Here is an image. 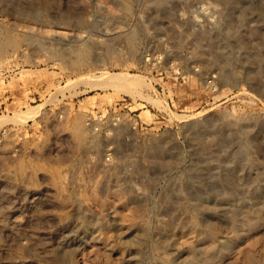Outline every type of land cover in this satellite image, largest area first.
<instances>
[{
  "label": "rangeland",
  "instance_id": "rangeland-1",
  "mask_svg": "<svg viewBox=\"0 0 264 264\" xmlns=\"http://www.w3.org/2000/svg\"><path fill=\"white\" fill-rule=\"evenodd\" d=\"M3 162L0 264H264V0H0Z\"/></svg>",
  "mask_w": 264,
  "mask_h": 264
},
{
  "label": "bare ground",
  "instance_id": "bare-ground-1",
  "mask_svg": "<svg viewBox=\"0 0 264 264\" xmlns=\"http://www.w3.org/2000/svg\"><path fill=\"white\" fill-rule=\"evenodd\" d=\"M130 35H132V34H130ZM133 36L134 35H132V38H133ZM131 37V36H130ZM130 37H129V39L128 40H130ZM135 38V37H134ZM132 42H133V40H131ZM131 42V43H132ZM105 80H104V82H102L101 81V83H105L106 85H108V86H112V87H116L117 85H119V84H122V82H123V79L122 78H117V77H111L110 78V76H109V78L107 77V78H104ZM127 90H128V88H126ZM131 89V88H130ZM133 90V89H132ZM135 93H140L139 91H137V90H133ZM131 93H133L132 91H131ZM140 95H141V93H140ZM34 108H32V109H29L28 110V112L26 113L27 115H28V117H26V118H33V117H35V114H36V112H34V110H33ZM141 115H143V114H141ZM144 116V115H143ZM142 116V117H143ZM76 129V128H75ZM79 131V130H78ZM77 131H75V133H76ZM85 132H87L88 133V131L86 130ZM87 133H86V135H87ZM9 156L11 157V158H13L12 160H15V152L14 151H12L10 154H9ZM11 163V165H12V163L13 162H10ZM1 165H0V168H4L3 170H5V169H7V168H9V169H11L12 168V166H9V163L8 164H5L4 162L3 163H0ZM204 242H205V240H199V242H198V250L199 251H201L202 250V248H203V245H204ZM183 252H180V253H177V256H178V258H180L181 256H183Z\"/></svg>",
  "mask_w": 264,
  "mask_h": 264
},
{
  "label": "built area",
  "instance_id": "built-area-1",
  "mask_svg": "<svg viewBox=\"0 0 264 264\" xmlns=\"http://www.w3.org/2000/svg\"><path fill=\"white\" fill-rule=\"evenodd\" d=\"M103 117H104V115H101V116L99 117V121H96V120H93V119L89 118V119L87 120L86 125L88 126V128H89L91 131H94V126H95V125H97V127H99V128H103V127H105L103 121L101 120ZM106 125H108V124H106ZM115 127H117V126H115ZM95 130H96V129H95Z\"/></svg>",
  "mask_w": 264,
  "mask_h": 264
}]
</instances>
